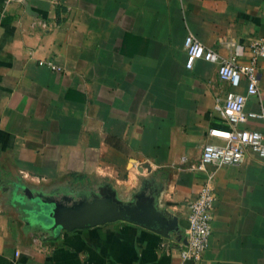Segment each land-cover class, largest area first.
Listing matches in <instances>:
<instances>
[{
  "label": "crops",
  "instance_id": "1",
  "mask_svg": "<svg viewBox=\"0 0 264 264\" xmlns=\"http://www.w3.org/2000/svg\"><path fill=\"white\" fill-rule=\"evenodd\" d=\"M188 33L243 63L264 39V0H0V264H264V159L196 168L204 143L224 142L208 131L232 127L224 94L245 82L203 60L186 68ZM257 79L244 110L264 113V58ZM234 127L264 133L259 118ZM208 176V245L181 260L187 202ZM62 179L68 191L39 189ZM100 185L122 203L151 195L177 232L121 219L44 230L43 205L22 191L68 204Z\"/></svg>",
  "mask_w": 264,
  "mask_h": 264
},
{
  "label": "built area",
  "instance_id": "2",
  "mask_svg": "<svg viewBox=\"0 0 264 264\" xmlns=\"http://www.w3.org/2000/svg\"><path fill=\"white\" fill-rule=\"evenodd\" d=\"M26 0H2L4 4L22 3ZM58 3L60 0H49ZM182 46L185 53L184 66L191 68L195 60L216 64V76L231 86H237L244 80V92L227 91L224 94L220 112L232 126L230 129H210L209 135L220 137L222 144L204 143L200 148L196 168L202 169L205 164L218 165L239 164L246 150L256 157L264 159V133L252 129H236L234 126L247 119L259 118L264 122V113L244 110V103L250 96L258 95L257 61L264 58V39L256 37L248 44L249 55L245 62L238 63L233 58L223 59L214 50L204 46L195 36L188 33L184 36ZM51 69H57L46 62ZM214 193L210 176L201 184L192 199L187 202L188 212L183 228L184 244L179 248L181 260L197 261L208 245L210 234L211 209Z\"/></svg>",
  "mask_w": 264,
  "mask_h": 264
},
{
  "label": "water",
  "instance_id": "3",
  "mask_svg": "<svg viewBox=\"0 0 264 264\" xmlns=\"http://www.w3.org/2000/svg\"><path fill=\"white\" fill-rule=\"evenodd\" d=\"M140 167L146 166L141 164ZM22 191L28 198L43 205L44 223L40 226L44 230L54 232L63 229L68 231L119 219L151 229L163 236H168L169 231L177 232L178 230L176 216L172 215L170 210H156L152 196L146 195L144 192L137 193L133 196L132 201L122 203L115 198L113 191L100 185L96 187L95 193L66 204L42 199L40 196L33 197L27 188H23Z\"/></svg>",
  "mask_w": 264,
  "mask_h": 264
},
{
  "label": "rangeland",
  "instance_id": "4",
  "mask_svg": "<svg viewBox=\"0 0 264 264\" xmlns=\"http://www.w3.org/2000/svg\"><path fill=\"white\" fill-rule=\"evenodd\" d=\"M69 185H66L64 182H63V179L61 181H59L57 183V186H51V187H46V186H40L39 189L41 190H44V192H47V191H50V192H53L54 190H65V191H68L70 188ZM76 190H78V188L74 187ZM73 193V192H72ZM77 192H75L74 194L76 195Z\"/></svg>",
  "mask_w": 264,
  "mask_h": 264
}]
</instances>
